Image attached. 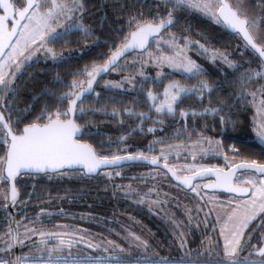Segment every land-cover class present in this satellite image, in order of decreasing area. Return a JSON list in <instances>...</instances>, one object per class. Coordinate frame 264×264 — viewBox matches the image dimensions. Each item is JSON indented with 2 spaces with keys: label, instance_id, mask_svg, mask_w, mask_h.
<instances>
[{
  "label": "trees",
  "instance_id": "trees-1",
  "mask_svg": "<svg viewBox=\"0 0 264 264\" xmlns=\"http://www.w3.org/2000/svg\"><path fill=\"white\" fill-rule=\"evenodd\" d=\"M251 2L254 3L255 0ZM82 4L83 12L77 14L82 24L89 29L90 35H83L81 38L78 36L79 32H73L50 43L55 50L61 49L60 53L65 57L64 62L54 63L49 59L32 61L14 79L17 98L11 104V108L19 113L21 109L31 104L30 115L21 120L18 125H13L14 131H19L23 128L22 126L35 120L45 105L50 106L48 111H54L57 108L66 109V103L61 106L49 95H41V93L46 91L54 93L57 97L66 93L69 88L54 83L57 77L64 84H70L77 78L74 74L80 72L85 66L102 63L134 29L129 26V20H140L141 16L144 20L158 17L165 19L168 17L167 13L171 11L175 23L167 29L165 34L169 32L171 36H174L178 45H184L185 38L191 41L188 52L206 74L189 79L185 78L184 74L174 72L165 73L157 79L156 74L154 75L156 69L148 64L151 58L142 57L143 52L134 53L135 56L138 55L139 60L133 62L132 67L118 69L111 77L134 73L138 66H142L144 69L141 71L148 73L146 74L148 80L145 82L144 79H138L137 85L125 90H106L105 85L96 84L94 90L99 93V96L86 97L83 104L85 115L81 117L77 113L75 117L83 132L81 140L92 145L98 155L112 156L144 152L147 156H155L159 153L160 145L192 140L199 134L205 133L209 137L219 139L226 155L235 157L239 161L255 160L258 163H264V144L260 143L252 133V106L249 99L241 92V85L233 77L241 70L248 73V69L259 68L262 62L249 47H246L238 34L227 31L222 24H217L184 6H177L173 8L175 9L173 11L171 7L174 4L169 2L82 0ZM254 8H256L257 20L264 25V15H262L264 7L255 5ZM197 41L207 47L227 51L228 57L236 63V67H224L216 61H211L206 52L198 49ZM242 45H244L243 50ZM150 46L152 47V41L148 47ZM158 51H167V49L162 46ZM170 79H177L187 85H194L199 79H204L211 85L213 91L203 95L202 100L196 95L183 98L182 102L176 106L174 116L158 114L151 108L146 92L150 89L161 95L164 84ZM256 83H261V78H256L252 85ZM33 97L40 98L33 103ZM205 107L223 108L225 111L217 115L188 116L185 120L180 116L181 111L194 110L198 113ZM127 109L135 115H129ZM114 111L117 113L115 116L111 115ZM140 113H145L147 118L141 120ZM5 115L7 117L9 113L5 112ZM221 116L224 117L223 124L220 121ZM16 118V115H12L13 121ZM139 125L143 127L152 125L156 127V131L149 133L139 129ZM121 138H123L122 141ZM155 141H164V143H154ZM150 144L154 147L151 152L148 151ZM6 146L7 144L0 143V157L5 155ZM229 146L232 147V151H228ZM205 162L222 164V160L216 157L207 158ZM153 169L147 165L130 164L122 168L100 171L96 176H86L81 170H66L63 171L64 174L58 173L60 176L56 175L57 173L20 175L15 181L20 196L15 205L16 219L20 224L19 234L23 235L22 229L25 224L30 228L35 227L37 231H77L78 235H84L86 239L89 238L88 240L91 239L88 236H92L93 241L94 238H100L106 245H109L108 241H112L115 245L123 244L119 234L123 235L135 226L130 219V216H133L153 234L158 250L163 254L167 253V248L173 243L172 238L177 234V226L172 216L183 218L180 213L181 204L191 198L184 196L185 193H189V190L181 188L169 177L165 179L166 182L179 191L172 194L171 198L166 197L168 199L166 206L164 203L154 202L161 196L160 194H143L142 190L127 189L151 185L150 179L141 178L139 175ZM116 170H121V176L114 174ZM140 197H143V202ZM185 207L188 208V205ZM7 208L5 202L0 204V234L11 227ZM42 209L45 213L53 215H40ZM37 217H39V223L35 222ZM201 220L202 216L197 214V223ZM258 222L256 220L248 228L249 231L255 228L250 244L257 246L262 242L259 229L264 228V217L259 225H257ZM211 226L212 222L206 226L200 225L198 230L192 228L187 240L188 247L197 246ZM39 239L38 236L26 239L25 246L19 245L20 254H32L35 249L30 248L29 245ZM245 250L246 248L240 252L242 257L246 254ZM72 251H79L81 254L90 252L103 254L101 250L94 252L83 244L74 247ZM216 251L219 249L216 248ZM11 254L13 259V248ZM254 257L256 256H248V258Z\"/></svg>",
  "mask_w": 264,
  "mask_h": 264
},
{
  "label": "snow or ice",
  "instance_id": "snow-or-ice-1",
  "mask_svg": "<svg viewBox=\"0 0 264 264\" xmlns=\"http://www.w3.org/2000/svg\"><path fill=\"white\" fill-rule=\"evenodd\" d=\"M169 3H175L182 6L195 8L204 15L213 19L217 24L224 25L228 30L243 37L246 47H250L259 57L264 58V32L260 31V21L250 17L247 11L241 7L239 3L235 6L229 4L227 0H168ZM264 3V0H261ZM235 7V10H234ZM0 9L3 10V15H0V56H3V61H0V143L7 144V151L3 157H0V163L6 165L7 179L14 180L18 175L27 173H57L66 168L74 166H82L86 170L85 175L97 173L101 168H122L133 163H148L150 165L159 166L160 160L167 161L169 153L172 149L180 147L179 145H169L168 149H159L160 156H152L149 158L144 152H137L126 156L121 155H98L95 149L90 144L81 143L76 137L82 135L81 127L70 118L74 114H79L81 117L85 115L83 104L85 98L90 95L99 96L96 93L93 85L98 78L103 77L107 72L116 71L122 68L121 58L134 50L146 51V46L149 44L150 38L153 42L163 41L161 35L162 29H166L175 23L172 18V12L168 13V18L160 19L159 22L153 20H144L141 16L140 20H129V26L134 28L123 42L115 47L108 58L102 65L93 64L91 67H85L82 71L74 74L75 76H84L85 80L73 79L70 84H64L57 77L54 83L61 84L69 88V91L57 97L54 93L42 92L41 95H49L51 99L63 106L67 104L66 109L57 108L55 111H48L49 105H45L39 116L35 120L26 124L19 131L13 130V125H18L21 120L26 119L31 112V104L23 108L19 113L11 108V104L17 98L16 89L14 87V77L16 72L25 61L31 60L32 56L40 48L45 47L48 43H53L57 39H62L73 32H83L85 36L90 35L87 28L83 26L76 18V14L83 12L82 0H0ZM175 11V9H173ZM264 15V14H262ZM243 17V18H242ZM63 19V23H62ZM10 25V26H9ZM57 28L61 31H57ZM13 38H16L13 41ZM171 41L168 46L174 52V56H158L155 59L159 64H168L176 71L182 72L185 78L195 79L205 75V70L195 61L183 55V49L178 46V42L174 36L168 37ZM23 41V46H21ZM69 43L71 41H68ZM176 44V47H173ZM199 48L204 52H208L204 44L196 42ZM36 47L33 48L32 46ZM185 47L191 46V41L187 38L184 40ZM5 49L10 51L5 54ZM46 51L54 63L64 62L65 57H57L53 49L47 48ZM27 52V55L25 53ZM229 67L235 68L231 60L226 55L212 53L213 62L217 56ZM23 57L21 61L19 58ZM15 65V70L11 69ZM141 75H143L141 73ZM160 74H158L159 78ZM264 76V71H258L254 74L245 73L246 80L240 81L241 87L247 85V81L254 80ZM144 81L148 77H143ZM162 82V81H161ZM86 85V86H85ZM106 90L121 89V84L108 82L105 84ZM222 87V85H217ZM213 89L206 83L201 82L198 87L186 88L178 81L169 83L163 92V99L159 100L152 91L147 93V99L152 101V108L158 114L175 115L176 106L182 102V99L189 95H199L203 99V93L212 92ZM255 96V93H252ZM12 97V99H9ZM40 97H33V103L39 100ZM159 101V102H157ZM225 111L223 108L205 109L203 113L180 112L182 118L196 115L205 116L208 114L217 115ZM5 112L9 115L6 117ZM129 115L135 113L129 112ZM12 115H16V120H12ZM111 115L115 116L114 111ZM141 120L147 118L144 114H139ZM46 121V122H43ZM223 124L224 117H220ZM258 135L261 138V143H264V123L259 126ZM186 130V129H185ZM156 131L149 128L148 132ZM179 135V133L177 134ZM123 138H121V141ZM205 142L211 144L210 140L205 138ZM119 143V142H118ZM154 143H164V141H155ZM154 150L152 144L148 146V151ZM195 159V156L192 157ZM172 177L179 183L187 186L192 192L199 195L197 188L199 184L193 186V182L198 178L205 176H214L215 182L207 184L204 187L210 189H222L229 193H236L247 196L251 190L250 202H245L242 212L238 215V209L232 208L225 221V225H232L231 230L225 238L224 245V260L219 261V264H264V246L256 247L251 245L253 251L248 253V256L259 257V260L249 261L248 256L243 260L235 259L239 252H243L245 248L250 246L249 240L241 241L244 236V229L257 218L261 213H264V163H258L255 160L251 162H243L235 164L236 170H242V174L247 175V179L237 180L234 182L236 172L225 170L223 168H199L188 166L191 175H177L173 167L167 163L163 165ZM251 173H260V178L256 179ZM116 175H120L117 171ZM110 175V173H109ZM236 183H243L249 187H237ZM17 199V190L15 186L11 189V200L15 204ZM143 202V197H140ZM53 215L45 213L41 210L40 215ZM36 223H39V217L36 218ZM20 224L18 222L17 227ZM26 231L23 237L19 233L13 235V230L10 227L5 233L7 239L0 237L3 240L5 247L0 249L6 253H10L12 248L17 244L25 246V240L31 236H38V241H33L30 248L35 249L29 256H16L15 260L5 259L0 257V264H23L24 261H31L32 264H173L168 259H151L148 257H130L123 255H90L81 254L79 251L73 253V248L83 244L86 248L101 250L103 253L119 252L123 253V249L115 245L112 241L107 243L111 248L105 247L101 249L99 244L88 241L84 235H78L77 231H37L35 227L29 228L24 225ZM59 227V226H58ZM225 234V229H221V235ZM145 248L148 247L145 241H141L140 237H134ZM264 241V237L261 238ZM180 246L185 247V241L181 239ZM213 254L211 252H200L195 250L189 253L187 250L184 255L179 258V264H205Z\"/></svg>",
  "mask_w": 264,
  "mask_h": 264
},
{
  "label": "rangeland",
  "instance_id": "rangeland-1",
  "mask_svg": "<svg viewBox=\"0 0 264 264\" xmlns=\"http://www.w3.org/2000/svg\"><path fill=\"white\" fill-rule=\"evenodd\" d=\"M153 1L168 2V0H153ZM228 1L234 6L237 3H239L241 5V7L247 11L248 15L250 17L255 18V19H257V18L255 15L256 14V12H255L256 8H254V6L256 5L257 7H260L262 5V7H264V3H261V0H255L254 3H252L251 0H228ZM173 4L174 5L171 7V9L176 8L177 6H182V5L175 4L174 2H173ZM184 7L188 8L190 10L196 11L199 14H201L202 16H204L208 19H211L210 17L204 15L202 12L198 11L195 8H191V7H187V6H184ZM168 13H167V15H168ZM262 14H264V12H262ZM76 18L79 22H81V19L79 18L78 14H76ZM160 19L161 18L158 17L157 19L151 18L149 20L159 21ZM211 20H213V19H211ZM62 23H63V19H62ZM57 31H61V29L57 28ZM260 31L264 32V25H262V24H260ZM165 32H163L161 34L164 37L163 41L153 42L151 40L152 41V47L151 46H150V48L148 47L146 49V51H144L141 55L145 59L151 58V62H148V61L147 62L153 68L156 69L154 75L156 74L157 79H158V74H160V76L165 74V73H174V72L183 74L182 72L176 71L175 69L171 68L166 63L165 64H159L157 62V60L155 59L158 56H174L175 55V52L171 48H169V46H168L170 43H172L171 41L168 40V37H170L171 35L169 32H167L166 34H165ZM83 35H84L83 32H79V34H78V36L81 38ZM15 39L16 38H14L13 41H15ZM199 43L203 44L201 42H199ZM21 46H23V41H21ZM162 46H164L167 49V51H158L160 49V47H162ZM178 46L184 50L183 55H186L188 59L195 61L190 56V54L188 52V47H185L184 45H178ZM204 46H205V44H204ZM32 47L35 48L36 46L33 45ZM173 47H176V44H173ZM47 48L53 49V51L55 52L57 57L62 56V54L60 53L61 49L57 51V50H55V48L50 46V43H48V44H46L45 47H42L38 51H36L35 54L32 56L31 60L25 61L24 63L21 64V67L16 72L14 79L19 75V73H21L24 70V67L29 65L32 61H37L40 59L41 60L42 59H44V60L49 59L52 61L50 54L46 51ZM205 48L208 49V52H206V53H207V55L211 61H213L212 60V53L213 52H216L218 54H223V55H226L228 57L227 51H221V50L209 47V46L208 47L205 46ZM198 49L202 50L199 48V45H198ZM241 49L242 50L244 49V45L241 46ZM8 51H10V49H6L5 54H7ZM132 54H134V53H132ZM25 55H27V52L25 53ZM1 57L2 58H0V61H3L4 57L3 56H1ZM137 57H138V55L135 56V54H134L131 57L126 56V57L122 58L121 59L122 67L123 68L124 67L125 68L132 67V63L139 60V59H137ZM19 59L21 61L24 60L23 57H20ZM229 60H231V59L229 58ZM215 61L219 64H222L224 67L225 66L229 67V65L227 63H225L223 61V59H221L219 57V55L217 56V59ZM100 64H98V65H100ZM233 64L236 65L235 62H233ZM15 67H16L15 65H12L11 69L6 68L5 71H13V70H15ZM85 67L90 68L91 65H88ZM85 67L82 68V70L85 69ZM144 67H146V65H144ZM142 69H144L142 66L141 67L138 66V69L136 68V71L134 73H127L121 77H111L112 74H114L116 71H118V69H117L116 71L108 72L106 75H104L102 78H100L98 80L97 84L105 85L108 82H112L114 84L119 83L122 86L120 90L130 89V88L135 86L138 79H143V77H148V75H146L148 73L146 71L142 72L141 71ZM248 70H249L248 73H252V74H254L255 72H258V71H264V64H262V66H260L259 68H255L253 70L248 69ZM141 73L143 75H141ZM245 73L246 72H243L242 70L239 71L237 74H235L233 76L234 80L237 81L241 85L240 81L246 80ZM259 78H261V83H256L253 86L252 84L256 79L251 80V81H247V85L245 87H241V92L244 93L245 97L249 99V102L252 106V109H253L252 118H251L252 133H253L254 137H256V139L261 143V138L258 135V131H259L258 126L260 124L264 123V76H261ZM75 79H80V80L86 81L87 78L84 76H79ZM201 82H206L208 84V82L206 80L199 79L196 84L188 85V88L198 87ZM209 86L211 87V85H209ZM149 91H151V90L149 89L146 92V97H147V93ZM152 93L155 96H157L159 98V100L163 99V91H162L161 95L157 94L153 91H152ZM207 93L208 92H205V93H203V95H205ZM252 93H255V96H253ZM196 96L199 98V95H196ZM148 102L152 108L153 102L150 100H148ZM157 102H159V101H157ZM205 109H216V108L205 107L202 111H199L198 113H203L205 111ZM61 110H63V109H61ZM126 111L131 112V110H129V109H127ZM184 112L192 113L195 111L194 110H184ZM195 113H197V112H195ZM142 114L146 115L145 113H142ZM182 119L185 120L186 117H184ZM138 127H139V129H141V130L143 129L147 132H148L149 128L156 129V127H154L152 125L151 126H145V127H143L142 125H139ZM151 133H153V132H151ZM205 138H207V140H210L211 144L205 142ZM2 144H4V143H2ZM262 144H264V143H262ZM4 145H6V144H4ZM169 145H174V146L179 145L180 147L172 149V151L170 153L168 151H166L165 155L168 156L167 161H165L163 159H161V160L163 162L169 163L179 175L191 173V171H189L188 168L185 167L186 165L195 166L196 169H199L201 167H203V168L215 167V168L226 169V168H229L230 166L234 165L235 163L241 162L238 159H236L235 157H232V156L225 154L224 149L222 148L219 139L209 137V135H207L205 133L199 134L195 139H192V140L173 142V143H169V144L160 145L158 147V151L161 148L168 149ZM228 151H232L231 146L228 147ZM158 156H160V152L158 153ZM193 156H195V159H192ZM212 157L213 158L214 157L220 158L222 160V164H220V165L207 164L205 162V160L207 158H212ZM117 171L120 173V175L115 174ZM58 173H60V172H58ZM58 173L56 175H59ZM3 174H4L3 173V164L0 163V204H2L3 202H5L7 204V197H8L7 196V191H8L7 185L8 184H7L6 178L4 177ZM114 174L116 176H121V170H116L114 172ZM251 174L256 179L260 178V176H257L255 173H251ZM110 175H111V173H110ZM139 177L150 179L151 185L146 186L144 188L138 186V188L129 187L127 189L133 190V191L142 190L143 194H147V193H150L151 195L160 194L161 196L158 197L159 200L158 199L154 200V202L156 204H163L164 203V206H166L165 205L166 200H168L166 197L171 198L172 194L179 191V189H177L175 186L166 182L165 179L168 176L164 171H162L160 169L154 168L153 170H146V171L142 172L139 175ZM247 178H248L247 175H244V174H242V172H240L236 175L235 181L244 180ZM201 183L202 182H196L194 184V186L196 184L200 185V187L197 188V192H199V195L192 192L191 190L188 191L189 193L184 194V196H187V198L190 197L191 199L188 201L185 200L181 204L182 208H181L180 213H181L183 218H179V216L177 217L175 215L172 216V220L175 223V225L177 226V234L175 237L172 238L173 243L169 246V248H167V253L163 254L160 250H158V248L155 245V242L153 240V234L150 232V230L147 229L144 225H142L135 217L130 216V219L134 222L135 226L133 228L128 229L125 234H123V235L119 234V237H121L122 238L121 240H123V244H120V243L116 244L124 250L123 253L111 252V253L100 254V253H91L90 252V253H86V254L97 255V256L108 255V254L123 255V256H130V257H138V256L139 257H145L146 256V257L151 258V259H168V260L172 261L173 264H179V258L184 255L186 250L189 253H192L195 250H199L200 252H211L213 254L212 257H210L207 261H205V264H219V261L224 260L225 238L232 228L231 224H228L227 226L225 225V221L228 218V214L230 213V210L232 208H237V205L241 206L238 209V215L240 212H242L244 203L250 202L251 190H250V194L248 196L237 197V196L229 195V194L204 191L201 189ZM236 184L247 185V184H243V183H236ZM186 205H188V208L185 207ZM174 206H176L175 203H174ZM190 207L193 209V211L194 210L195 211L194 212L191 211L192 209ZM197 214H200L202 216V220L200 223H197V221H196ZM262 217H264V213L259 214L257 216V218L255 220H253L246 229L243 230L244 236H243V239L241 241L242 244L244 243L245 240H249V238H252L253 233L255 231V228L251 229L250 231L248 230V228L256 220H258L260 222ZM211 222H212V226L209 227V231H207V234L201 239L200 243L197 244V246H195L193 248H189L188 244H187V240H188L189 234L191 233V229L196 228L198 230L200 228L199 227L200 225L206 226L208 223H211ZM259 222L257 223V225H259ZM222 228L225 229L224 235H221V229ZM22 231H24L23 234L26 231L24 226H23ZM6 232L7 231H5L3 234H0V237H3L5 240L7 239V237L5 236ZM259 236H260V239L262 237H264V228L259 229ZM21 237H23V235ZM88 237L91 238L90 240H88L89 239L88 238L87 239L88 241L99 244L101 246V249H103L105 247L111 248L110 245H106V243H104V241L101 240L100 238H98V239L94 238V241H93L92 236H88ZM134 237H140V240L145 241L147 243L148 247L145 248L143 245H141L139 243V241H136L134 239ZM181 239H183L185 241V247L184 248H182L180 246ZM261 241H262V239H261ZM251 245H255V244H250V246L248 248H246V250H245L246 254H244L245 255L244 257L248 256V253L253 251ZM255 246L256 247L264 246V241H262L259 246H257V245H255ZM4 247H5V244H4L3 240H0V249H3ZM216 248H218L219 251H216ZM73 253H76V252H73ZM219 253H221V255H219ZM11 255H12L11 252L6 253L4 251H0V257H3L5 259H12ZM29 255H31V254L23 253L20 256H29ZM244 257H242V255H240V252L238 250V256L234 257V258L243 260ZM248 259H249V261H252V260H259L260 258L254 257V258H248ZM23 264H32V262L31 261H24Z\"/></svg>",
  "mask_w": 264,
  "mask_h": 264
},
{
  "label": "water",
  "instance_id": "water-1",
  "mask_svg": "<svg viewBox=\"0 0 264 264\" xmlns=\"http://www.w3.org/2000/svg\"><path fill=\"white\" fill-rule=\"evenodd\" d=\"M227 2L229 3V4H231L228 0H227ZM234 10H235V8H234ZM0 15H3V10L2 9H0ZM168 17H166L165 18V20L167 19ZM173 18V17H172ZM243 18V17H242ZM174 19V18H173ZM154 22H159V21H154ZM10 26V25H9ZM170 27V26H169ZM169 27L168 28H166V29H162V31H161V34L163 33V32H165L167 29H169ZM223 27L227 30V31H229V32H231L230 30H228L224 25H223ZM134 30V29H133ZM133 30H131V31H133ZM231 33H233V32H231ZM239 35V34H238ZM240 36V38L242 39V41L245 43V41L243 40V37L241 36V35H239ZM14 39V38H13ZM151 38H150V41H149V44H150V42H151ZM149 44L146 46V49L148 48V46H149ZM246 44V43H245ZM250 48V47H249ZM251 49V48H250ZM6 50V49H5ZM252 50V49H251ZM258 57H259V54L258 53H256L254 50H252ZM141 52H144V51H141V50H134L133 52H131V53H129V54H126V56L127 55H130V54H132V53H141ZM125 56V57H126ZM0 58H2L1 56H0ZM108 58V57H107ZM106 58V59H107ZM122 58H124V57H122ZM121 58V59H122ZM105 59V60H106ZM259 59L261 60V62H262V64H264V58H261V57H259ZM104 60V61H105ZM104 61L100 64V65H102L103 63H104ZM108 73V72H107ZM107 73H105L104 75H106ZM103 75V76H104ZM100 78H98V80H99ZM98 80H97V82H98ZM97 82L93 85V87H94V89H95V86H96V84H97ZM86 86V85H85ZM88 97V96H87ZM6 116V115H5ZM76 117V114H74V115H72L70 118H72V119H74L75 120V122L77 123V121H76V119L77 118H75ZM46 122V121H45ZM78 124V123H77ZM79 125V124H78ZM25 126V125H24ZM24 126H22V127H24ZM22 129V128H21ZM81 137H82V135H78L77 137H76V139H78L81 143H84V144H89L88 142H86V141H83V140H81ZM93 147V146H92ZM94 148V147H93ZM6 150H7V146H6ZM5 153H6V151H5ZM126 155H129V154H126ZM126 155H121V156H126ZM155 156H158V155H155ZM149 158H151L152 156H148ZM243 162H247V161H241V162H238V163H235V164H239V163H243ZM165 163H167V162H163L162 160H160V163H159V166H156V165H150V164H148V163H133V164H141V165H147V166H150L151 168H157V169H160V170H162V171H164L166 174H167V176L175 183V184H177L178 186H180L181 188H183V189H185V190H191L190 188H188L187 186H185V185H183V184H181V183H179L177 180H175V178H173L172 177V175H171V173H169L168 171H167V169H165L164 167H163V165L165 164ZM170 167H172L169 163H167ZM234 164V165H235ZM130 165V164H129ZM234 165H232V166H230L229 168H226L225 170L227 171V170H232V171H235L236 172V175L238 174V173H240V172H242V170H236L235 168H234ZM108 169H113V168H101V169H99L98 171H97V173H93V174H90V175H86V176H96L100 171H103V170H108ZM66 170H81L84 174H85V172H86V170L85 169H83L82 168V166H74L73 168H66V169H63V170H61V172H63V171H66ZM175 170V169H174ZM250 172H251V170H249ZM3 175H4V177L6 178V181H7V187H8V191H7V204H6V207H8L7 209H8V212H9V219H11L10 220V226H11V228H12V230H13V235H16L17 233H19L20 231H19V229H18V227H17V224H18V222H17V220L18 219H16V209L17 208H15V205H16V203H17V201H18V199H19V191H18V189H17V185H16V183H15V181H16V178H18L20 175H23V174H46V173H27V172H24V173H22V174H20V175H18L14 180H9V179H7V172H6V165H4L3 164ZM58 173V172H57ZM177 173V172H176ZM49 174H54V173H49ZM257 176H260V173H255ZM177 175H179L178 173H177ZM186 175H191V173H189V174H183L182 176H186ZM236 177V176H235ZM196 182H202V184H201V189L202 190H204V191H210V192H217V193H223V194H229V195H234V196H237V197H245L244 195H240V194H236V193H229V192H226V191H224V190H222V189H210V188H205L204 186L205 185H207V184H212V183H214L215 182V177L214 176H205L204 178H198L197 180H195L194 182H193V186H194V184L196 183ZM234 182H235V178H234ZM13 186H15V188H16V190H17V199H16V202H15V204H13V202H12V200H11V189H12V187ZM236 186L237 187H249L248 185H239V184H236ZM250 188V187H249ZM250 194V192L248 193V195ZM247 195V196H248ZM13 260H15V257L16 256H20L21 254H20V251H19V244H17L15 247H13Z\"/></svg>",
  "mask_w": 264,
  "mask_h": 264
},
{
  "label": "crops",
  "instance_id": "crops-1",
  "mask_svg": "<svg viewBox=\"0 0 264 264\" xmlns=\"http://www.w3.org/2000/svg\"><path fill=\"white\" fill-rule=\"evenodd\" d=\"M173 81H178L182 86L188 88V85H186V84L180 82L179 80H177V79H170V80H168V81L164 84L163 92H164L165 87H166L169 83H171V82H173Z\"/></svg>",
  "mask_w": 264,
  "mask_h": 264
},
{
  "label": "flooded vegetation",
  "instance_id": "flooded-vegetation-1",
  "mask_svg": "<svg viewBox=\"0 0 264 264\" xmlns=\"http://www.w3.org/2000/svg\"><path fill=\"white\" fill-rule=\"evenodd\" d=\"M202 184V183H201Z\"/></svg>",
  "mask_w": 264,
  "mask_h": 264
}]
</instances>
